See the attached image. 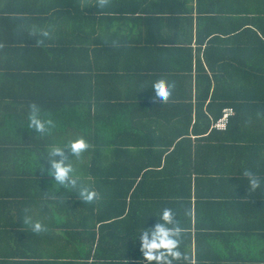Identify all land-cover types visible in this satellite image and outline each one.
I'll use <instances>...</instances> for the list:
<instances>
[{
  "label": "crops",
  "instance_id": "1",
  "mask_svg": "<svg viewBox=\"0 0 264 264\" xmlns=\"http://www.w3.org/2000/svg\"><path fill=\"white\" fill-rule=\"evenodd\" d=\"M37 1L36 6H49ZM108 1V9L137 13L105 17V24L118 32L116 40H122V52H107L105 59L131 60L130 66L138 71L95 73L90 87L97 98L89 110L83 105L80 78L51 80L50 74H58L51 73V65L60 64L62 57L52 58L34 46L13 53L0 50V255L9 258L7 264H165L147 261L140 250L145 222L151 226L148 220H160L147 212L144 195L163 188L173 191L177 178H185L192 187L191 226L183 229L180 247L189 259L173 264H264V183L252 191L243 176V170L250 169L264 178V101L246 99L248 91L264 92V84L243 82L241 71L239 81L196 82L202 74L226 75L222 61L226 58L254 61L259 70L252 69L251 74H264V0ZM32 3L13 2L27 8ZM96 14L92 19L98 18ZM19 34L7 30L2 37L21 41ZM233 67L235 73L236 64ZM154 74L175 83L167 101H154L150 87L155 80L145 77ZM31 103L63 128L44 136L26 130ZM227 107L233 114L227 127L219 129L214 123ZM110 116L117 127L121 124L122 136ZM89 120L84 135L77 126ZM73 135H83L90 143L78 157L67 145L60 153L44 148ZM117 137L122 141V161L111 162L109 154L117 146L110 140ZM150 143L155 154L165 145L172 144L171 150L176 146L178 160L172 158L149 172ZM33 153L40 154L46 167L51 159L71 160L82 182L97 189L99 199L80 201L75 191L58 187L46 172H35ZM164 181L168 182L159 184ZM134 188L138 194L131 210ZM41 200L48 201L44 212L50 227L37 234L24 227L21 216L26 207L38 212ZM165 205L173 206L159 207ZM88 224L90 233H96L89 259L82 239L88 229L83 225ZM116 251L129 258L115 257ZM4 262L0 258V264Z\"/></svg>",
  "mask_w": 264,
  "mask_h": 264
},
{
  "label": "trees",
  "instance_id": "2",
  "mask_svg": "<svg viewBox=\"0 0 264 264\" xmlns=\"http://www.w3.org/2000/svg\"><path fill=\"white\" fill-rule=\"evenodd\" d=\"M48 2L47 7H40L36 6V3L39 2L37 0H19L20 3L25 4L26 2H33V7L27 8L24 7H15L13 4L14 0H3L4 6L0 8V50L6 51L8 53H13L16 51H26L29 47L34 46L36 50L43 51L48 53L52 58L62 57L60 60V64L51 65L52 72L51 73H58V74H50V78L52 81L59 80L66 82H73V78L77 77L80 78L83 84V91H82V100L83 105L87 106V110L89 107L92 106V99L97 98L91 93V79L93 76H97L95 73L99 72H107V71H114V72H129L130 70L138 71V68H132L130 66L131 60L122 59L121 57L113 58V59H105V54L107 52L117 51L119 53L122 52V40L117 39L116 36L118 32L111 27V25L105 24V17L107 15L115 14V13H123L125 15H133L136 14V10L126 9V11H119L115 8H101L99 6L100 0H97L94 4L90 0H44ZM66 1V3H65ZM109 1L106 0V4ZM112 2V1H110ZM76 5H75V4ZM12 4V6H10ZM76 6V7H75ZM36 8V9H35ZM42 8V9H41ZM53 8V9H52ZM45 9V11L43 10ZM93 9H96L93 12ZM93 12V13H92ZM98 18L92 19V15H97ZM46 18H48L46 20ZM37 19V20H36ZM28 24V25H27ZM33 28L32 32H30ZM47 29L49 31V36L43 38L42 43H37L38 40L41 39L39 30ZM11 32L13 35L19 34L21 37V41H14L13 39H4L2 37L3 31ZM19 36V37H20ZM29 36V37H28ZM17 40V39H16ZM264 41V40H263ZM261 48V47H260ZM243 49L246 50L247 46H243ZM64 58V59H63ZM63 61V63H62ZM223 65H226L227 70L226 75L222 74H215L213 78L202 74L197 76L196 82H203L207 81L209 84L215 82L216 84H223L227 82H233L234 80L239 81L238 73L239 71L243 72L241 78L243 82H255L259 84H264V74L263 75H256L251 74V70L257 68L259 70V64L255 67V64L248 62L244 58L241 59H224ZM261 63L263 61L260 60ZM10 64V61L8 62ZM236 64V74L233 70V65ZM253 64V65H252ZM13 67H16L14 62L12 63ZM11 65L9 67H12ZM26 67V66H25ZM30 68V67H28ZM223 68V66H222ZM221 68V69H222ZM220 69V70H221ZM6 71H9L7 69ZM221 72H224L222 70ZM3 72L0 71V75ZM66 77V79L62 78V76ZM119 77L124 75L121 74H113ZM145 77H151L152 80L155 81L160 80L159 74L157 75H146ZM62 78V79H60ZM168 80L166 77L164 80ZM7 80H11L8 77ZM49 80V79H48ZM147 83L152 82L150 79H145ZM1 82V81H0ZM89 85V87L87 86ZM88 87V88H87ZM215 91V90H214ZM213 91V93H214ZM249 95L247 96L248 101H264V92H250L248 91ZM252 95V96H251ZM122 104V103H121ZM113 106V105H112ZM237 106V105H236ZM118 107L114 105V111ZM86 109L84 110L85 113ZM116 114V113H114ZM219 116L215 117L217 119ZM86 118V114H84V119ZM111 125L114 126L120 136H122V129L121 124L120 128L117 127V123L115 124L113 116L109 117ZM90 120L88 122H83L82 126H77L80 129H83L84 135H86L87 130L90 128ZM68 126V125H67ZM152 131V130H151ZM89 142V140L87 139ZM114 143L117 147L114 148L113 152L109 154L112 161H122V141L121 137L113 138L110 140ZM170 145H165L158 154H155L152 147L153 144L150 143L148 145L147 150V169H151L149 172H155L154 168H159L160 165H167L171 159L178 160V153L177 148L171 150ZM90 148V143L89 147ZM91 161L90 159L88 160ZM95 159L92 157V162ZM184 161V160H182ZM164 168V167H163ZM165 171V169H164ZM163 171V173H164ZM148 172V175H149ZM161 173L160 171H158ZM178 185H175L173 191H166L163 188V191H151L146 193L145 196V206L147 208V212L149 214L158 215L159 216V206L160 204H167L173 205L172 207L175 210H178L180 213L179 215L183 217L184 221L181 222V226L183 229L186 227L191 226V196L192 190L190 182L185 183L183 180L185 178L179 179ZM168 181L161 182L159 184L166 183ZM170 182V181H169ZM188 185V186H187ZM138 194V188H134L132 190V196L130 199L131 210H133V199ZM127 208V207H126ZM125 209V208H124ZM188 218V221L186 220ZM150 221L149 224L154 225L155 223ZM157 221V220H156ZM115 223V222H114ZM118 223L116 225H120ZM87 226L88 229L82 236L83 242L88 245V254L87 259L90 256V250L92 245L95 244L96 240V233H90V224L83 225ZM150 226V225H149ZM115 244H118L117 241L114 240ZM115 257L120 258H129V255H125V253L116 251ZM188 255V254H187ZM199 255V254H198ZM7 256L0 255V258L4 263H8L9 258H5ZM189 257V256H188ZM201 261V255L198 256Z\"/></svg>",
  "mask_w": 264,
  "mask_h": 264
},
{
  "label": "clouds",
  "instance_id": "3",
  "mask_svg": "<svg viewBox=\"0 0 264 264\" xmlns=\"http://www.w3.org/2000/svg\"><path fill=\"white\" fill-rule=\"evenodd\" d=\"M106 0H100L99 6L103 8ZM41 39L37 43H42L43 38L49 36L47 29L39 30ZM175 86L174 81L157 80L151 84L150 90L154 101H167L171 95V90ZM145 89V88H144ZM148 89V88H147ZM223 127V125H221ZM63 128L51 115L45 113L40 105L31 103L29 105L26 118L25 129L31 130L38 136L48 135L53 129ZM67 145L75 157H78L85 149L89 147L88 141L83 135H73L64 140H53L44 145L49 153H60L63 146ZM40 154H32V165L35 172L40 169L49 174L58 185L68 190L69 193L75 191L80 201L92 202L99 199V192L90 184L83 183L81 177L76 172L74 163L64 159H51L46 167L40 161ZM243 176L246 178L248 189L255 191L264 183V178L250 169L243 170ZM65 202V201H64ZM47 200H41L39 210L36 213L29 208L23 210L21 222L24 227L33 233H46L49 231L47 214L44 212ZM160 220L154 225L144 224V231L140 234V250L143 258L147 261H164L165 264H173L174 261L189 259L186 252L181 250L180 244L183 238V228L177 219L176 213L172 207H159ZM175 217V219H174ZM140 230V229H139ZM139 230L137 232H139ZM151 233L152 239H148V233Z\"/></svg>",
  "mask_w": 264,
  "mask_h": 264
},
{
  "label": "built area",
  "instance_id": "4",
  "mask_svg": "<svg viewBox=\"0 0 264 264\" xmlns=\"http://www.w3.org/2000/svg\"><path fill=\"white\" fill-rule=\"evenodd\" d=\"M231 114H233L232 107L224 108L223 114L216 120L214 126L219 129H225L227 127ZM221 125H223V127Z\"/></svg>",
  "mask_w": 264,
  "mask_h": 264
}]
</instances>
